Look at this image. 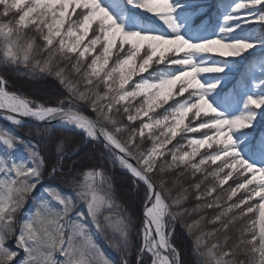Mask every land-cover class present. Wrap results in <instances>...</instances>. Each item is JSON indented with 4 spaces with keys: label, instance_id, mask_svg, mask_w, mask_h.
I'll return each mask as SVG.
<instances>
[{
    "label": "snow or ice",
    "instance_id": "1",
    "mask_svg": "<svg viewBox=\"0 0 264 264\" xmlns=\"http://www.w3.org/2000/svg\"><path fill=\"white\" fill-rule=\"evenodd\" d=\"M9 72L63 93L10 92ZM0 120V264H114L109 232L119 264L134 239L135 264H264V0H0ZM105 161L138 217L112 214Z\"/></svg>",
    "mask_w": 264,
    "mask_h": 264
},
{
    "label": "trees",
    "instance_id": "2",
    "mask_svg": "<svg viewBox=\"0 0 264 264\" xmlns=\"http://www.w3.org/2000/svg\"><path fill=\"white\" fill-rule=\"evenodd\" d=\"M7 79H8V86L7 89L10 92H15L18 95H22L24 97H27L29 99H35L39 100L41 102L50 99L51 97L63 93V89L60 88L58 83L54 81L51 77H43V78H37L32 79L28 76L18 74L15 72H9L7 73ZM86 115H90V113L85 112ZM261 126H264V121L260 122ZM4 127H10V125L5 124L3 122H0V128ZM41 127V125H35V126H26L24 129L18 130L16 134L23 135L24 132L28 131L29 128L32 129L33 132L36 131L37 128ZM69 136L73 137L74 141H78L79 137L75 136L73 133H66ZM35 142V141H34ZM71 145H68L66 147V151L71 154ZM42 155L45 157V159L49 162L54 158V149H52L49 146H44L42 148ZM84 159V164L87 167H94L99 166L97 164V159L95 157H92L91 154L88 158L83 157V153L81 154V157H73V159ZM72 160L65 158L64 164L67 167V165L71 164ZM103 168L105 173L113 177V187L115 189L116 197H117V204H119L121 207L120 215L123 214L124 209H128L130 207L128 201L129 200H135V215L138 217L141 211V205L139 203V199L135 196V186L130 184V176L125 174L122 170L119 168H114L110 163L107 161L104 162ZM47 184H53L57 185L59 184V180H46ZM187 186V184H185ZM194 201L191 199L187 202L186 206L191 207L193 206ZM196 217H189L188 222L191 223L193 219ZM136 227H139V220L136 221ZM174 239L175 243L181 248L184 256L186 259L191 258L192 255V247H193V237L189 236L188 233L185 231V229L182 227L180 222L178 221L175 228L174 233ZM139 243L137 240H133V248L132 253L129 256V259L131 261V264H135V246ZM120 257L116 256L115 259H113L114 264H119Z\"/></svg>",
    "mask_w": 264,
    "mask_h": 264
},
{
    "label": "rangeland",
    "instance_id": "3",
    "mask_svg": "<svg viewBox=\"0 0 264 264\" xmlns=\"http://www.w3.org/2000/svg\"><path fill=\"white\" fill-rule=\"evenodd\" d=\"M242 70H243V68L241 67V71ZM233 79L234 80H238L239 79V74L234 72L233 73ZM0 122H3L5 124H8L9 125V123L7 121L0 120ZM262 127H264V126H262ZM45 183H46V181H45ZM30 205H31V202L29 203V206ZM112 214L114 216H116L118 214L120 215V210L119 209L113 210V213ZM111 239H112L111 232L108 233L107 238H105L104 236H100V235H96L94 237V240L97 243V245L99 246L100 251L103 253V255L107 259L113 261V259H115L116 256H119V254L112 247H110V243L109 242H110ZM10 246H11V242H10ZM58 258H60V257H58Z\"/></svg>",
    "mask_w": 264,
    "mask_h": 264
},
{
    "label": "water",
    "instance_id": "4",
    "mask_svg": "<svg viewBox=\"0 0 264 264\" xmlns=\"http://www.w3.org/2000/svg\"><path fill=\"white\" fill-rule=\"evenodd\" d=\"M35 125H39L37 122L35 121H27V125L26 126H35Z\"/></svg>",
    "mask_w": 264,
    "mask_h": 264
}]
</instances>
